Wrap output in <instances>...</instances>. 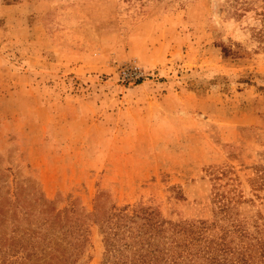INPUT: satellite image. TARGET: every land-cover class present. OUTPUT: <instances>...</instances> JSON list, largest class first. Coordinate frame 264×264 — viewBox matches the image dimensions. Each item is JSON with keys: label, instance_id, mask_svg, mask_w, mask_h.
<instances>
[{"label": "rangeland", "instance_id": "374dc122", "mask_svg": "<svg viewBox=\"0 0 264 264\" xmlns=\"http://www.w3.org/2000/svg\"><path fill=\"white\" fill-rule=\"evenodd\" d=\"M245 2L0 0V212L141 206L177 225L211 220L221 195L264 219V19ZM84 224L75 264L120 263Z\"/></svg>", "mask_w": 264, "mask_h": 264}, {"label": "trees", "instance_id": "16d2710c", "mask_svg": "<svg viewBox=\"0 0 264 264\" xmlns=\"http://www.w3.org/2000/svg\"><path fill=\"white\" fill-rule=\"evenodd\" d=\"M245 4L244 12L253 10L264 19V0H246ZM253 37L264 50L263 21L253 29ZM222 52L225 57L231 54L225 48ZM33 195L38 202L35 208L43 215L41 207L51 203L41 194ZM5 200L10 215L0 212V264H36L32 262L43 258L75 264L84 243L78 238L86 236L84 219L98 226L106 254L122 260L118 264H264V219L240 220L221 195L213 200L211 220L177 225L164 221L149 207L113 204L98 206L91 217L81 215L82 223L80 216L69 223L55 222L63 213L34 223L31 211L10 197Z\"/></svg>", "mask_w": 264, "mask_h": 264}, {"label": "built area", "instance_id": "2783aa9c", "mask_svg": "<svg viewBox=\"0 0 264 264\" xmlns=\"http://www.w3.org/2000/svg\"><path fill=\"white\" fill-rule=\"evenodd\" d=\"M121 78L123 81L133 82L141 77V73L137 68H129L121 71Z\"/></svg>", "mask_w": 264, "mask_h": 264}]
</instances>
